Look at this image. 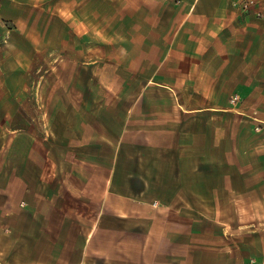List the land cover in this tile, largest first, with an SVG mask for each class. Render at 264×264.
<instances>
[{
	"label": "crops",
	"instance_id": "1",
	"mask_svg": "<svg viewBox=\"0 0 264 264\" xmlns=\"http://www.w3.org/2000/svg\"><path fill=\"white\" fill-rule=\"evenodd\" d=\"M243 2L0 0V264H264Z\"/></svg>",
	"mask_w": 264,
	"mask_h": 264
},
{
	"label": "built area",
	"instance_id": "2",
	"mask_svg": "<svg viewBox=\"0 0 264 264\" xmlns=\"http://www.w3.org/2000/svg\"><path fill=\"white\" fill-rule=\"evenodd\" d=\"M170 1H172L176 5H181L185 0H170ZM256 2H257V0H244L242 8L244 10H250L251 8L255 7ZM0 41H2V42L5 41V37H2ZM240 100H241V98L238 95H236L234 98L231 99V103L236 105ZM258 121H260V120H258ZM261 128H262L261 125H259L258 127H256V130L259 131Z\"/></svg>",
	"mask_w": 264,
	"mask_h": 264
},
{
	"label": "rangeland",
	"instance_id": "3",
	"mask_svg": "<svg viewBox=\"0 0 264 264\" xmlns=\"http://www.w3.org/2000/svg\"><path fill=\"white\" fill-rule=\"evenodd\" d=\"M7 38H8L7 35H5V41H3L4 44L6 43Z\"/></svg>",
	"mask_w": 264,
	"mask_h": 264
}]
</instances>
